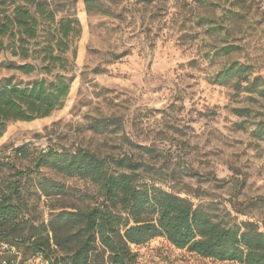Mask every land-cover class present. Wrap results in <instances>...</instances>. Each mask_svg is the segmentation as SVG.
I'll use <instances>...</instances> for the list:
<instances>
[{
  "label": "rangeland",
  "instance_id": "rangeland-1",
  "mask_svg": "<svg viewBox=\"0 0 264 264\" xmlns=\"http://www.w3.org/2000/svg\"><path fill=\"white\" fill-rule=\"evenodd\" d=\"M98 1L107 12H89L85 0H56L57 19L71 14L79 24L64 39L66 52H54L61 60L51 74L43 48L52 28L27 44L29 57L11 47L0 51V81L27 84L58 72L72 77L61 108L9 123L0 138V160L9 161L0 167V193L10 181L31 184L41 173L73 189L67 203L92 204L100 196L89 180L37 168L50 148L87 150L140 162L145 181L195 206L210 205L231 227L253 222L264 231V97L215 82L233 62L249 67L250 80L264 81V0ZM27 62L39 68L30 74L8 68ZM20 171L29 175L19 177ZM28 203L37 222L48 220L49 202L38 201L33 185ZM134 248L138 264H241L178 249L164 237ZM8 255L13 264H49L40 255L26 259L23 249Z\"/></svg>",
  "mask_w": 264,
  "mask_h": 264
},
{
  "label": "trees",
  "instance_id": "trees-1",
  "mask_svg": "<svg viewBox=\"0 0 264 264\" xmlns=\"http://www.w3.org/2000/svg\"><path fill=\"white\" fill-rule=\"evenodd\" d=\"M89 12H107L98 0H85ZM56 0H0V51L12 48L15 55L29 57L27 44L53 29L43 48L47 74L61 60L54 55L69 48L64 41L79 20L61 12ZM52 24V25H51ZM52 26V27H51ZM59 36V37H58ZM8 68L30 74L36 63H10ZM249 67L233 62L215 76L219 84H232L238 91H254L264 97V81L250 80ZM245 83V84H244ZM72 77L54 73L23 84L13 78L0 81V138L9 123L47 117L61 108L70 93ZM261 134L264 129L259 127ZM15 151L22 155L24 148ZM9 161L0 160V167ZM56 175L87 179L99 188V198L85 206L67 203L73 189L47 174L39 173L33 183L15 179L0 193V264H13V250L28 256L40 255L49 264H138L134 246L166 238L178 249L205 258L241 264H264V231L253 222L231 227L211 206H195L192 201L142 179L137 173L143 164L129 157L108 160L87 150L58 151L50 148L40 154L37 165ZM199 180L215 177L188 171ZM29 174L19 172V177ZM28 182V180L26 181ZM38 201L49 202V218L37 222L29 206L30 186Z\"/></svg>",
  "mask_w": 264,
  "mask_h": 264
},
{
  "label": "built area",
  "instance_id": "built-area-1",
  "mask_svg": "<svg viewBox=\"0 0 264 264\" xmlns=\"http://www.w3.org/2000/svg\"><path fill=\"white\" fill-rule=\"evenodd\" d=\"M4 264H6V263H4Z\"/></svg>",
  "mask_w": 264,
  "mask_h": 264
}]
</instances>
